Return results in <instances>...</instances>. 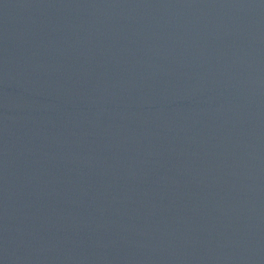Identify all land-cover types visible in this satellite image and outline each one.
<instances>
[{"label":"water","instance_id":"95a60500","mask_svg":"<svg viewBox=\"0 0 264 264\" xmlns=\"http://www.w3.org/2000/svg\"><path fill=\"white\" fill-rule=\"evenodd\" d=\"M0 264H264V0H0Z\"/></svg>","mask_w":264,"mask_h":264}]
</instances>
